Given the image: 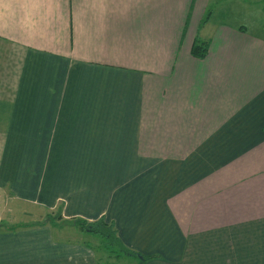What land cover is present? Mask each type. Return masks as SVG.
Listing matches in <instances>:
<instances>
[{
    "label": "crops",
    "instance_id": "crops-1",
    "mask_svg": "<svg viewBox=\"0 0 264 264\" xmlns=\"http://www.w3.org/2000/svg\"><path fill=\"white\" fill-rule=\"evenodd\" d=\"M209 1L0 0V196L46 208L65 196L62 210L72 199L78 215L115 221L138 252L148 217L142 231L159 257L146 264H264V36L239 24L208 28ZM196 38L209 42L202 58L190 52ZM97 106L106 109L100 122L125 124L121 137L154 162L149 171L159 165L172 177L143 178V165L133 181L152 189L113 203L125 221L104 206L91 212L89 182L60 185L28 161L70 153L76 124L98 121ZM154 209L162 226L146 215ZM37 222L8 226L0 249H30L18 241L31 229L47 234L48 222ZM53 243L61 245L46 247L40 264H80L79 243Z\"/></svg>",
    "mask_w": 264,
    "mask_h": 264
},
{
    "label": "rangeland",
    "instance_id": "rangeland-1",
    "mask_svg": "<svg viewBox=\"0 0 264 264\" xmlns=\"http://www.w3.org/2000/svg\"><path fill=\"white\" fill-rule=\"evenodd\" d=\"M263 3V0H210L207 7L211 12L208 28L216 25L217 22L231 25L239 24L245 25L246 29L249 31L264 36ZM207 9L205 11V16L207 14ZM96 114L100 115L98 121L76 124L78 136L75 134V139L77 138L80 144L74 145L70 149V153L64 154L63 156H52L48 154L42 156H28V161L33 167L35 174L39 175L41 171L43 172L41 175L47 173L49 180L53 181L54 179H58L60 180V185L70 182L72 183V180H78L83 186L89 182L92 185L89 186V194L91 197V200L90 198L89 200L93 201L92 205H94L95 208L91 209V212L93 210L98 211V208L95 206H98L103 211L102 207L104 206L106 208L105 213L107 214H105V216H114L125 221L124 215H126V212L120 209L119 206L117 207V210L114 209L115 204H113L122 199V193L130 191L131 188H135V191H133L132 194H137L140 188L136 183L137 181L142 180L140 179L142 176L143 178L153 179L159 177V173H162L163 178H165L164 180L172 179V177L169 174L170 171L159 172V165L154 168L153 171H149L151 168L150 165L154 162L149 165L145 159L143 160L136 156L133 149L130 148V141H132L131 135L128 137H121V134L128 132L125 124L119 125L100 122L106 115V109L104 110V107L97 106ZM105 125H108L107 129L104 128ZM122 142L123 144L120 145ZM128 143L129 149H127L126 154H121ZM83 146H86L87 148ZM197 163H201V159L193 161L192 165ZM143 165L146 170L141 176L142 169H145ZM186 165L189 166V163L187 162ZM185 171L188 173L187 175L190 176V179L193 177L196 178L198 177L197 175H199L197 174L199 172L194 170ZM34 172L32 173L34 174ZM201 173L205 172L201 171L200 174ZM133 180H135L136 183H134ZM37 186L38 185L34 188L35 190H39ZM150 189H152V183L149 182L146 188L140 189V191L142 193L146 190L144 192L146 194ZM168 193L169 191L164 195H167ZM7 194H9V191ZM72 196V192H67V198H71ZM52 198L54 197L52 196ZM65 199L66 197L64 196L63 198L62 196L59 201L51 203L49 208H46L45 204L34 200L32 196H30L29 199H24L20 196L4 197L3 192V195L0 196V237H2L3 234H6L4 229H7L8 226H15L16 224L21 225L23 223L32 224L33 220L38 221L35 223L38 225L42 222L43 225H40V227H43L44 223L48 222V230L47 234H45L46 226H44L42 233L40 234L37 229H31V232L28 233L29 235L20 238L18 241L20 246L35 243L30 249H25V252L18 249V247L14 248L15 245L12 248L14 250L13 256L11 254V248V250L9 249L10 251L8 249H0V264H8L7 262L10 261V264H40L39 255L46 251V247L51 246V244L55 248L58 245H61L60 243L53 242L63 243V241H70V243L73 242L74 244L79 243V248L77 247L76 250H78L80 264H92L91 255H93L95 259L96 256L98 257L101 255V252L99 251L101 247L109 248L108 244L103 246V244H101L102 242L99 241V238L93 237L89 232L81 230L77 224H75V220L78 217L82 216V218H86L87 216L78 215L79 210L73 205L74 201L72 199L69 200V207L67 208L66 203L62 210V202L65 201ZM90 206L91 205L80 207L81 213L88 215L90 213ZM150 212L153 213L152 224L155 225V227H158L159 225L162 226L163 223L158 221V211L156 209L149 212L147 211L146 215L151 216ZM139 213L141 216L145 214L143 211H140ZM45 214L47 216H45ZM72 214H77V216L73 217ZM35 215L36 218L33 219V216ZM97 215L86 219L94 220ZM147 219L148 217L141 219L140 236L142 238L141 240H138L140 248H136L143 254H149L152 249L149 248V246L151 247L150 243H152L149 241V235L144 234L145 232L142 231L145 228L143 223H145ZM47 239L50 244H47ZM88 242L92 248L86 246V243ZM127 247L129 246L127 245ZM25 248H27V246H25ZM152 251L150 253H155L156 250L152 249ZM93 252L96 253L95 256ZM28 254L35 257L32 258V263H29L31 260L26 258V255ZM102 257L104 259L107 258L104 256ZM118 258L119 262H124L126 264H139V257H137V255L123 254ZM113 262L117 261L113 260Z\"/></svg>",
    "mask_w": 264,
    "mask_h": 264
},
{
    "label": "trees",
    "instance_id": "trees-1",
    "mask_svg": "<svg viewBox=\"0 0 264 264\" xmlns=\"http://www.w3.org/2000/svg\"><path fill=\"white\" fill-rule=\"evenodd\" d=\"M262 10L264 11V3ZM210 14V9H208L206 16L203 17V22L208 19ZM208 43L209 42L206 40L196 38L191 45V54L198 58L204 57L208 49ZM75 224H77L81 230L87 231L93 237L99 238V241L102 242L101 244H103V246H105V244L109 245V248H100L99 251L101 252V255L95 257V264H126L124 262L118 261V257L123 254L137 255V257H139V264H146L147 260L159 257L158 254L145 255L138 252L137 250L127 247V245L119 236V231L113 220L108 221L104 216L94 220L78 217L75 220ZM86 246L92 248L89 242L86 243ZM93 253L96 255L95 252ZM102 256L107 257V260ZM113 260H116L117 262H113Z\"/></svg>",
    "mask_w": 264,
    "mask_h": 264
}]
</instances>
